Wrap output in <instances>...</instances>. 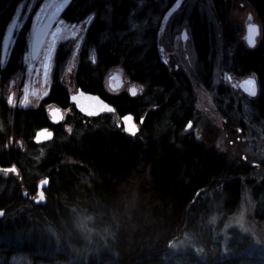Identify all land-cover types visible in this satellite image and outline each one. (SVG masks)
Returning a JSON list of instances; mask_svg holds the SVG:
<instances>
[{"label": "trees", "instance_id": "1", "mask_svg": "<svg viewBox=\"0 0 264 264\" xmlns=\"http://www.w3.org/2000/svg\"><path fill=\"white\" fill-rule=\"evenodd\" d=\"M21 1L0 0V45L2 39L4 41L5 26ZM74 1V8L79 9L88 0ZM175 1L170 0V3ZM233 1L211 0L221 25L225 62L235 74L253 75L257 79L259 95L251 104V110L259 114L264 128V0H244L255 11L261 24L262 40L253 50L237 42L236 30L227 24ZM127 9V4L118 8L114 19L125 17ZM89 12L88 9L80 10L79 17ZM189 21L196 55L194 73L199 85L209 91V75L218 53V36L203 13L198 14L196 10ZM96 35L100 36L99 29L92 36L99 43L101 37L98 40ZM21 48L18 49L22 51ZM98 50L105 62L109 60L116 64V60L123 59L109 44L99 45ZM136 55L132 52L124 57L123 64L130 77L139 79L147 87L153 97L152 103L138 108V100L125 95L120 101L110 100L120 118L131 114L139 121L145 117L144 125L135 137L126 135L122 127L109 120L95 130H85L78 137L70 136L61 146H52L35 165L24 156V150L18 148L17 151L6 144L7 141H17L16 144L28 146L26 151H35L37 146L32 143V134L47 122L43 111L11 115V111L0 108L3 115L0 117V168L16 164L22 180L20 185L17 181L0 179V212L15 219L12 223L0 220V239L9 237L14 241V234L21 232L28 242L16 250L28 255L35 252L33 249L42 251L43 259L39 261H43L53 245L47 232L52 229L66 234L64 226L71 227L74 213L85 211L96 219L97 225L108 226L111 233L108 250L101 251L96 260L90 258L87 264H264L260 263V255H244L252 247L249 238L240 235L230 243L235 256H222L218 244L203 261L192 253L170 252L171 242L180 233L196 232V221L205 219L208 192L220 190L224 199L223 217L234 213L240 198L239 178L249 176L252 169L247 170V164L239 168L227 166L222 158L206 153L192 138L181 140L177 134L171 136L168 132L156 137L155 125L164 123L168 111L172 114L183 111L184 103L175 106L181 100V86L173 85L154 47L141 59ZM171 90L176 94L168 106L160 111L150 110L152 106H162L168 99L166 93ZM225 116L231 117L227 113ZM173 117L169 119L171 124L181 127L178 117ZM43 178L50 181L49 189L45 191L47 202L36 205L30 197L36 196L38 183ZM245 185L255 202L254 219L264 223V177L248 179ZM22 190L27 192V199L23 198ZM225 192L228 196L224 198ZM3 222L7 223L4 225ZM204 240L206 244L209 239L205 236ZM8 252L2 253L9 257L13 250Z\"/></svg>", "mask_w": 264, "mask_h": 264}, {"label": "rangeland", "instance_id": "2", "mask_svg": "<svg viewBox=\"0 0 264 264\" xmlns=\"http://www.w3.org/2000/svg\"><path fill=\"white\" fill-rule=\"evenodd\" d=\"M95 1L97 2L96 5H94ZM21 2H24V0ZM84 2L86 4L80 5L81 8H77L75 13L88 9L90 12L81 15V19L88 20L92 14L96 16V26L100 31L99 37H101L99 40L100 46L111 45L112 48H116V55L121 58L135 52L136 57L139 59L155 46L156 52L167 66L169 74L174 73L177 77L183 96H180L181 100L175 106L178 107L181 103H184L182 112L185 113L183 115L186 117L182 119V115H178L179 119L177 118V120L181 121L182 126L175 127L167 120L171 117L170 111H168L164 123H156L155 125L156 137L160 138L166 134L165 132H168L171 136L177 134L181 140L192 138L202 145L206 153L222 158L227 166L239 168L245 161L253 165L252 172L248 174L249 176L239 178L241 180L240 198L234 213L223 217V198L220 190L208 192L205 219L196 221V232L184 231L180 233L171 242L170 252L172 254L192 253L203 261L209 258V255L215 251V246L218 244L222 256L231 254L235 256L236 253L232 251L230 243L235 236L240 235L248 237L252 247L251 249L249 247L244 255H260L262 256L260 263H264V254L262 253L264 251V223L254 219L255 202L251 197L249 187L245 185V181L248 179L254 178L257 180L264 177V169L259 167L264 165V128L259 120V114L251 110L247 99L231 87L228 80L227 76L231 75L232 78H235V76L230 73L231 71L225 62L223 52L225 44L221 37V25L211 0H186L179 9H173L172 7L176 1L170 3V0H143L142 3L140 0H88ZM124 4H127L129 8L125 11L126 16H118L115 20L116 10ZM195 9L203 13V16L213 26L214 32L218 36V49H216L218 53L213 64L214 75L209 91L199 85L194 73L196 55L188 25V14ZM227 24L232 30H236V41L244 44L246 48H248L245 42L247 28L251 24L261 25L255 11L244 0L233 1ZM184 31H186L185 41L182 40ZM261 40L262 36L258 39V43ZM91 51V48H89V52ZM116 62L121 63L122 60H116ZM111 63L114 64L109 62L110 65ZM91 69L95 70L96 74H92V76L97 78L96 80H105V76L107 77V68ZM247 76L236 77L235 80L242 81L248 78ZM22 78H24L23 72L17 73L14 80L15 84L21 83ZM61 78H63L61 82L69 91H72L73 79L66 72V69L61 72ZM132 87L129 85V88ZM220 87L223 88V97L216 104L214 90ZM138 88L139 95L137 93L133 96L135 99L137 97V107L141 108L149 102L152 103L153 97H151L152 95L147 87L138 86ZM258 94L259 91L257 96ZM4 98H6L5 95ZM6 99L8 100V98ZM154 109V106L150 108V110ZM226 113L231 117L227 118ZM68 116V123L59 128L53 145L48 144L45 148H36L35 151L29 149L24 156L36 165L52 146H61L70 136L78 137L85 130H95L99 125L105 124L109 120L118 125L121 124V118L115 116V114L112 115V118L104 116L102 119L84 118L73 113ZM189 122L192 124L191 129L187 128ZM77 124H79V129L74 134L72 128ZM65 125L67 126L65 127ZM67 128H71L69 134ZM141 128L142 126H139V130ZM15 142L17 141H7L6 146L15 147L14 149L17 151L28 149L27 145L16 144ZM14 175V173H10L3 176L17 177V183L21 185L22 180L20 177ZM43 180L45 179H40L39 183ZM221 182H224V180ZM223 194L224 198L228 196L226 192ZM36 198H38L37 195ZM27 209H29V206H27ZM3 215V219L9 223L15 220L14 217L6 216L5 213ZM7 222H3V224L5 225ZM64 228L66 231L64 235L52 229L47 232L48 239L53 245L51 251H47L49 254L46 260L43 261H39L40 258L43 259L41 257L42 251L37 252L33 249L37 253L33 252L28 255L16 250L22 244L28 242L26 237L23 238L20 235L21 232L14 234V241H11L9 237L0 239V264H87L90 258L96 260V256L101 251L108 250V240L111 238L109 227L102 224L97 225L96 219L87 212L76 211L73 215L71 227L64 226ZM205 236L209 239L206 244L204 243L206 241L204 240ZM9 250H13L9 257H7V253H2Z\"/></svg>", "mask_w": 264, "mask_h": 264}, {"label": "flooded vegetation", "instance_id": "3", "mask_svg": "<svg viewBox=\"0 0 264 264\" xmlns=\"http://www.w3.org/2000/svg\"><path fill=\"white\" fill-rule=\"evenodd\" d=\"M63 4L64 0H29L19 3L14 10L12 18H10L5 26L3 34L4 41L2 39L0 45V108L11 111V115H15L14 113L21 114L30 111H43L47 122L32 134V143L37 146V148H45L48 144L53 145L59 128L63 127L65 123H68L67 119L70 113L90 119H102L104 116L112 117L113 114L116 116V108L111 104L110 100L120 101V97L124 95L129 99H135L130 94V90L132 89L129 88V85L131 87L133 86L132 88H136V90L139 89L138 86H144L141 81H138L139 79L134 80L128 75L125 65L123 64L125 58L121 59V63L116 62L114 65H110L109 60L105 62L106 59L102 57L103 54L98 50L99 43L96 42L97 40L95 37H92L98 30L96 26L97 18L92 14L88 20L84 19L86 21L81 19V17H79L80 12L75 13L77 8H74V0L70 2L69 7L64 10L61 17L52 25L46 37L41 39L40 44L37 45V34H39L43 27L50 21L51 14ZM189 20L188 22H190ZM61 21H63V23H61ZM7 29H12L13 31L12 39L8 45L5 41L6 33L9 31ZM53 36L56 37V42L50 54L49 49L52 48ZM96 36L99 40V35ZM182 40H186V35L184 33L182 35ZM19 46H22V51L18 49ZM89 48H91V52H89ZM160 61L164 66L167 76L169 79H172L173 85H180L178 84V79L175 74H169L167 66L161 59ZM91 68H107L108 71L105 80H96L97 78L92 76V74H96L95 70ZM117 68L120 69L116 70ZM64 69H66V72L71 75L73 79L74 86L72 91H69L61 82L63 81L61 72ZM213 71L212 68V74L209 75L210 82L213 80ZM19 72H23L24 78H22L21 83L15 84V76ZM230 73L235 76V78L247 76L244 73L243 75L235 74L232 71ZM227 77L231 83V87L241 93V95L247 99L250 106L252 103H255L254 101H257V95L256 97H250L243 92L240 87L243 80H235L231 75ZM247 77L246 79H252L255 82V90L258 93L259 87L257 79L253 75ZM90 82H94L96 87H90ZM79 91L86 96H91V98L98 96L102 102L113 106L115 109L114 112H105L97 116H84L77 110L76 105L72 103V97L78 94ZM214 91L217 104L218 100L223 97V88H216ZM137 92L139 95L138 90ZM173 94H176L174 90L167 92V101L163 106L155 108V111H160L164 106H168ZM4 95L8 100L4 98ZM13 96L15 97L13 103H9L10 98ZM25 98H27L26 106ZM90 100L93 101L94 99ZM56 110H59V115L63 117L62 119H59V116L57 117L59 122H54L52 117V112ZM2 116L3 115L0 113V117ZM143 125L144 122L141 126ZM66 126L67 125H65V127ZM76 127L77 125L72 128V133L74 134L77 131ZM67 129L69 134V129L71 128ZM43 130L51 132L52 138L48 140L42 139V142L38 144L35 142V139L37 134ZM243 164H247V170L253 168V165L246 161ZM243 164H241V166H243ZM13 166L18 170V174L14 173V176H19L21 178L17 165L12 164L11 167ZM259 167L261 168L262 165ZM4 174V172L0 171V179L2 181H17V177H4ZM8 174L10 173H7V175ZM22 194L23 198L27 199V192L25 190H22ZM24 194L26 196H24ZM30 200L34 201L32 197H30ZM3 213V211L0 212V220L4 218Z\"/></svg>", "mask_w": 264, "mask_h": 264}, {"label": "water", "instance_id": "4", "mask_svg": "<svg viewBox=\"0 0 264 264\" xmlns=\"http://www.w3.org/2000/svg\"><path fill=\"white\" fill-rule=\"evenodd\" d=\"M72 1V0H71ZM186 0H176V2H175V4H174V6L172 7L173 9L174 8H180L182 5H183V3L185 2ZM69 5H70V3H66V0H64V4H63V7H60L59 9V11H54L52 14H51V16H50V21L46 24V26L45 27H43V29L40 31V35H41V39H44L45 37H46V35H47V33L49 32V30L51 29V27H52V25L56 22V20L58 19V18H60L61 17V15H62V13L64 12V10L67 8V7H69ZM250 27H253V31L250 33V31H249V29H250ZM256 29H258V34H257V31H256ZM184 34L186 33V31H184L183 32ZM12 35H13V31H12V29H10L7 33H6V38H5V41H6V43H7V45L10 43V41H11V39H12ZM252 37L253 39H254V41H255V47H250L249 46V37ZM260 36H261V27L259 26V25H254V24H251V25H249V27L247 28V30H246V35H245V39H246V43H247V46H248V48L249 49H255L256 48V46L258 45V39L260 38ZM248 80H252V79H246V80H243L242 82H241V84H240V87H241V89L243 90V92L244 93H246L247 95H249L250 97H253V96H251L250 94H249V89H255V83H254V85L253 84H248L247 83V81ZM131 89H133V88H131ZM80 93H82L81 91H79L78 92V94H76L75 96L79 99V101H80V103L79 104H77L73 99H72V103L73 104H75L76 105V107H77V110L81 113V114H83L84 116H87V117H89V115H87L85 112H82L81 110H80V105H83V106H85V107H93V108H95L96 106H97V101L94 99L93 101H91L89 98L91 97V96H86V95H80ZM137 90H136V94L135 95H137ZM130 94H131V96L133 97V96H135V95H133L132 94V90H130ZM93 98H99L98 96H95V97H93ZM99 101H101V99L99 98ZM104 104H106V105H108L110 108H112V109H114V107L113 106H111V105H109L108 103H105V102H103ZM115 110V109H114ZM106 112V111H105ZM105 112H100L99 113V115L100 114H102V113H105ZM114 111H112V112H106V113H113ZM95 116H97V115H95ZM127 116H131L132 117V120L128 123V124H126L125 123V117H127ZM57 120H58V118H56ZM141 120H143V122H144V117H142V118H140L139 119V121H137V120H135L134 119V117H133V115H131V114H129V115H125V116H123L122 117V119H121V126L123 127V130H124V132L128 135V136H131L130 134H128L127 133V131L125 130L126 129V127L127 126H130V125H134L136 128H138L139 129V125H142L143 123H141ZM41 132V131H40ZM39 132V133H40ZM139 133V131L137 132V134ZM136 134V135H137ZM135 135V136H136ZM135 136H132V137H135ZM37 138V137H36ZM42 139L43 138H41V142H42ZM35 142H36V139H35ZM40 142V143H41ZM37 143V142H36ZM39 144V143H38ZM49 180V179H48ZM45 180H43V181H41L39 184H38V187H37V196H38V198H36V196L35 197H32V199L35 201V203L37 204V205H40V204H42V205H45L46 204V202H47V200H46V195H45V191H47L48 190V188H49V186H50V181H49V183H47V184H44V186H43V191L41 192L40 191V186H41V184L44 182ZM24 196H26L25 194H24Z\"/></svg>", "mask_w": 264, "mask_h": 264}, {"label": "snow or ice", "instance_id": "5", "mask_svg": "<svg viewBox=\"0 0 264 264\" xmlns=\"http://www.w3.org/2000/svg\"><path fill=\"white\" fill-rule=\"evenodd\" d=\"M70 2H71V0H66V3H70ZM140 2L142 3L143 0H140ZM61 7H63V5H61ZM59 10L60 9L58 8L57 11H59ZM61 23H63V21H61ZM253 30H254L253 27H250V29H249L250 33ZM256 31H257V34H258V29H256ZM36 39H37V45H39L40 42H41V35L37 34V38ZM55 42H56V37L53 36L52 48L49 49V53L50 54H51L53 48L55 47ZM249 46L250 47H255V41H254V39L251 36L249 37ZM247 83L254 85L255 82L253 80H248ZM248 91H249V94L251 96H253V97H255L257 95V92H256V90L254 88L253 89H249ZM132 94L133 95L136 94V89L135 88L132 89ZM80 95L82 96L83 93H80ZM14 99H15L14 96L12 98H10L9 103H13ZM72 99L77 104L80 103L79 99L76 96H73ZM89 99H95L97 101V106L95 108H93V107H85L83 105H80V110L82 112H85L89 116L99 115L100 112H105V111L106 112H112V111H114V109L110 108L108 105L104 104L102 101H99V98H91L90 97ZM26 104H27V98H25V106H26ZM58 116H59V119L63 118L62 116L59 115V110H56V111L52 112V117L54 119V122H59L56 119ZM124 119H125V123L128 124L132 120V117L131 116H127ZM141 123H143V120H141ZM187 128L188 129L192 128L191 122L188 123ZM125 130L131 136H135L137 134V132L139 131V129L136 128L134 125L127 126ZM69 131H71V129H69ZM41 138H43L45 140L51 139L52 138V133L48 132L47 130H43V131H41L40 133L37 134L36 142L40 143L41 142ZM0 171L4 172L5 174H7V173H16V174H18V170L15 168V166H13L11 168L0 169ZM47 183H49V180L45 179V181L40 186V191L41 192L43 191L44 184H47Z\"/></svg>", "mask_w": 264, "mask_h": 264}, {"label": "bare ground", "instance_id": "6", "mask_svg": "<svg viewBox=\"0 0 264 264\" xmlns=\"http://www.w3.org/2000/svg\"><path fill=\"white\" fill-rule=\"evenodd\" d=\"M230 10H231V8H230ZM230 10H229V12H230ZM194 12H196V9L194 10V11H192L191 13H189L188 15H189V18L191 19V16L193 15V13ZM229 12H228V14H229ZM197 13L198 14H201L198 10H197ZM202 16H200L199 18H201ZM227 18H228V15H227ZM249 49V48H248ZM249 50H252V49H249ZM89 86L90 87H96V84L94 83V82H90L89 83ZM176 91V90H175ZM183 114H185L184 112H182V110H181V112H175V113H171V111H170V115H171V117H170V119H172V118H174L173 116H177L178 117V115H182V119L184 118V115ZM179 119V118H178ZM167 120H169V119H167ZM0 126H2V122H1V119H0ZM49 189V188H48Z\"/></svg>", "mask_w": 264, "mask_h": 264}]
</instances>
